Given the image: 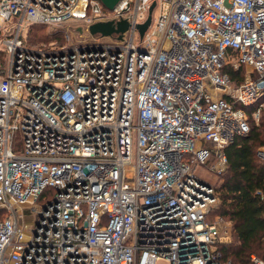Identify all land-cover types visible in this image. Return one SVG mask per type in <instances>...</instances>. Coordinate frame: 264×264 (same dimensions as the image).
I'll list each match as a JSON object with an SVG mask.
<instances>
[{"label": "built area", "instance_id": "1", "mask_svg": "<svg viewBox=\"0 0 264 264\" xmlns=\"http://www.w3.org/2000/svg\"><path fill=\"white\" fill-rule=\"evenodd\" d=\"M38 23L65 40L30 44ZM263 90L264 0H0V264H232L197 166L227 169Z\"/></svg>", "mask_w": 264, "mask_h": 264}, {"label": "trees", "instance_id": "2", "mask_svg": "<svg viewBox=\"0 0 264 264\" xmlns=\"http://www.w3.org/2000/svg\"><path fill=\"white\" fill-rule=\"evenodd\" d=\"M48 27L42 23L31 25L28 42L37 45L61 37L59 32L50 33ZM225 69L235 83L246 72L245 65H227ZM263 102L264 90L255 104L246 107L250 131L226 147L228 166L217 185L221 201L214 213L232 221L234 229V241L222 246L223 259L234 264H254L252 254L264 259V160L258 156L259 148L264 146V108L259 124L252 117L254 108Z\"/></svg>", "mask_w": 264, "mask_h": 264}, {"label": "rangeland", "instance_id": "3", "mask_svg": "<svg viewBox=\"0 0 264 264\" xmlns=\"http://www.w3.org/2000/svg\"><path fill=\"white\" fill-rule=\"evenodd\" d=\"M166 8H167V5L164 6V9H166ZM158 13H159V9L156 10V14H158ZM80 22L81 21H78V20H68L66 22V24H68V30L70 31L71 35L76 40H78L79 42L88 41V40H92V39H94V38L99 36V34L91 33L89 31V29H87L86 25H84L85 29H84L83 32L78 31L77 30V27H78L77 23H80ZM48 30H49L50 33L59 32L58 34H60L61 37H59L58 39L59 40H65L64 31L61 32V31L53 30V28H49V27H48ZM54 39L55 38H52V40L50 42H52ZM103 41L104 42H112V41H115V40L113 39V37L106 36V37H103ZM49 43L48 42H44L42 44H49ZM37 45H40V44H37ZM244 74H245V72H244ZM242 75L243 74L241 73L239 78H238V80L236 81V83L234 82V84L236 86H238L240 84V82L242 80L241 79ZM261 117H262V115H260L257 119L253 118L254 119V123L259 124L260 121H261ZM197 173H198L199 177L205 178L207 181H210V182L212 181L216 186L221 182V175L219 173L213 172L210 169V166L207 165V164H198ZM214 211H212L210 213V219L211 220H215V219H219L218 217H220L219 221H220L221 225L223 227L229 226L231 228V236L229 235L230 238H229V242L228 243L233 242L234 241V233H232V232H233L234 229H233L232 221H230V220H228V219H226L224 217H221L218 214H215ZM32 222H33V216H31V217L28 216V218L24 220L25 228H27V229L32 228V226H33ZM228 223L231 224L232 226L229 225ZM228 243H226V244H228ZM232 264H234V263H232Z\"/></svg>", "mask_w": 264, "mask_h": 264}, {"label": "water", "instance_id": "4", "mask_svg": "<svg viewBox=\"0 0 264 264\" xmlns=\"http://www.w3.org/2000/svg\"><path fill=\"white\" fill-rule=\"evenodd\" d=\"M118 1L119 0H102V2L109 8H113ZM154 6L155 3L150 8V14L148 19L144 23H141L139 25L141 35L144 34L149 24L151 23ZM127 27H128V21L126 19H123L119 21L117 25H115L112 21L94 23L91 25L90 30L91 33L93 34L100 32L104 35H109L112 34L113 32H121V31L123 32L127 29ZM78 31H82L81 27L78 28Z\"/></svg>", "mask_w": 264, "mask_h": 264}]
</instances>
